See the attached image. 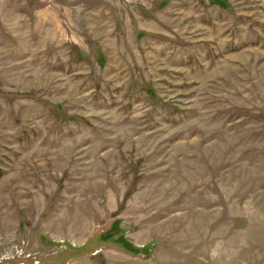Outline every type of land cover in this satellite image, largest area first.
<instances>
[{
    "label": "rangeland",
    "instance_id": "obj_1",
    "mask_svg": "<svg viewBox=\"0 0 264 264\" xmlns=\"http://www.w3.org/2000/svg\"><path fill=\"white\" fill-rule=\"evenodd\" d=\"M0 264H264V0H0Z\"/></svg>",
    "mask_w": 264,
    "mask_h": 264
}]
</instances>
